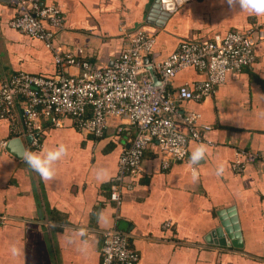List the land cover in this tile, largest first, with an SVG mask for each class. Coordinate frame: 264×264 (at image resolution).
<instances>
[{
    "label": "crops",
    "instance_id": "1",
    "mask_svg": "<svg viewBox=\"0 0 264 264\" xmlns=\"http://www.w3.org/2000/svg\"><path fill=\"white\" fill-rule=\"evenodd\" d=\"M39 1L62 11L65 28L54 43L99 68L118 58L124 32L136 29L154 37V61L161 62L180 42L264 27V15L228 0H163L150 19L157 0ZM15 14L9 0H0V81L19 72L53 76L58 70L43 43L8 26ZM254 53L250 67L227 74L211 96L179 105L184 113L198 114V125L209 129L200 131L201 140L188 142L185 161L166 169L150 145L133 189L118 207L109 199L110 183L135 133L123 119L110 118L101 137L78 130L69 119L60 127L45 125L38 148L31 147L28 135L20 136L25 151L43 154L66 146L47 179L22 155L0 146V264H98L103 235L114 228L128 235L138 255L135 264H264V39L256 41ZM203 79V73L186 69L176 74L171 89ZM9 138L10 123L0 119V141ZM200 143L207 146L205 157L191 165L189 155ZM238 150L258 158L235 172L231 165ZM221 162L224 171L217 175ZM193 167L199 173L195 180ZM231 207L241 248L206 242L219 226L217 212Z\"/></svg>",
    "mask_w": 264,
    "mask_h": 264
},
{
    "label": "built area",
    "instance_id": "2",
    "mask_svg": "<svg viewBox=\"0 0 264 264\" xmlns=\"http://www.w3.org/2000/svg\"><path fill=\"white\" fill-rule=\"evenodd\" d=\"M16 14L7 24L20 34L41 41L50 51L57 73L51 77L19 72L0 81V119L10 123L11 138L30 137L31 147L40 146L45 125L60 127L69 119L80 131L101 137L110 118H120L134 129L129 146L118 158L111 179L109 199L118 207L141 173L145 151L154 145L161 167L185 161L188 142L201 140L199 115L184 113L179 105L211 96L225 82L227 74L250 67L255 60L256 41L264 39V27L245 32L229 31L211 40L180 42L163 61L155 62V39L142 29L124 32V48L110 65L96 67L91 62L65 53L54 43L64 30L61 9L39 0H9ZM69 68L75 74L67 73ZM194 69L204 79L171 89L180 71ZM150 70L157 78L153 84ZM183 125L187 132L179 130ZM258 155L238 150L232 169L240 172ZM98 264H135L138 255L127 234L110 229L103 235Z\"/></svg>",
    "mask_w": 264,
    "mask_h": 264
},
{
    "label": "clouds",
    "instance_id": "3",
    "mask_svg": "<svg viewBox=\"0 0 264 264\" xmlns=\"http://www.w3.org/2000/svg\"><path fill=\"white\" fill-rule=\"evenodd\" d=\"M230 6L235 4L240 10H247L256 13L257 15H264V0H228ZM207 146L203 143L198 144L189 155V164L198 165L201 160L204 159ZM67 152V148L64 144H59L54 149H50L47 152L40 154L33 151H25L22 154L23 160L26 164L38 173L42 178H51L54 175L55 163L61 159ZM216 174L220 175L224 171V165L221 162L215 169ZM98 172L97 175H100ZM198 170L196 167L192 168V178L195 180L198 178ZM13 254H17L19 249L15 246L12 247Z\"/></svg>",
    "mask_w": 264,
    "mask_h": 264
},
{
    "label": "water",
    "instance_id": "4",
    "mask_svg": "<svg viewBox=\"0 0 264 264\" xmlns=\"http://www.w3.org/2000/svg\"><path fill=\"white\" fill-rule=\"evenodd\" d=\"M160 1L161 3H163V0H157V3L152 5L148 14L149 19L155 16L156 13H158V2ZM175 1L177 2V0ZM163 7L167 11H172L173 9V7H168L164 5ZM164 14L167 13H162L161 15L164 16ZM150 73L152 76L153 84H157V78L151 70ZM28 140H30V137L28 138ZM5 149L17 158L21 157V155L25 151L23 142L18 138L9 140L5 145ZM217 215L219 219V226H217L215 229H213L212 231H210V233L207 234V236L205 237L206 242L222 247L232 246L233 248H241V233L239 230V225L237 222V217L235 215L234 208L231 207L228 209L220 210L217 212Z\"/></svg>",
    "mask_w": 264,
    "mask_h": 264
}]
</instances>
